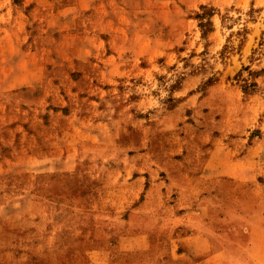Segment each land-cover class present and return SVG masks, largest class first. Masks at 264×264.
<instances>
[{
	"label": "rangeland",
	"instance_id": "obj_1",
	"mask_svg": "<svg viewBox=\"0 0 264 264\" xmlns=\"http://www.w3.org/2000/svg\"><path fill=\"white\" fill-rule=\"evenodd\" d=\"M194 184L264 239V0H0V264H179Z\"/></svg>",
	"mask_w": 264,
	"mask_h": 264
},
{
	"label": "crops",
	"instance_id": "obj_2",
	"mask_svg": "<svg viewBox=\"0 0 264 264\" xmlns=\"http://www.w3.org/2000/svg\"><path fill=\"white\" fill-rule=\"evenodd\" d=\"M240 161L232 164L222 162L219 166L208 161L204 165L203 183L200 182L202 179H199L196 184L211 183L213 178L235 177L233 170L237 169L235 165ZM242 163L245 164V161ZM244 166L248 167L246 164ZM217 182L218 180H215V189ZM194 189L192 197L194 201L191 204L194 217L192 243L186 246L183 243L178 244L176 253L179 256V264H264V239L250 241L234 239L232 232L233 229L237 231V227L225 224L219 228L220 222H227L226 215L223 219L219 217L220 202L223 199L214 194L210 187L200 188L194 184ZM187 205L179 211L184 218L190 213ZM256 215L259 216V213ZM189 238L190 236L186 235L180 239L189 241Z\"/></svg>",
	"mask_w": 264,
	"mask_h": 264
}]
</instances>
